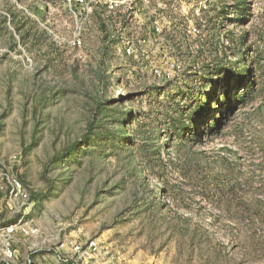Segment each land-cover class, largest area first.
Segmentation results:
<instances>
[{"label":"rangeland","instance_id":"1","mask_svg":"<svg viewBox=\"0 0 264 264\" xmlns=\"http://www.w3.org/2000/svg\"><path fill=\"white\" fill-rule=\"evenodd\" d=\"M185 8L166 40L93 16L74 47L60 0H0V173L39 229L9 264H264V0ZM19 215L0 191V226ZM91 240L97 257L73 253Z\"/></svg>","mask_w":264,"mask_h":264},{"label":"built area","instance_id":"2","mask_svg":"<svg viewBox=\"0 0 264 264\" xmlns=\"http://www.w3.org/2000/svg\"><path fill=\"white\" fill-rule=\"evenodd\" d=\"M65 9L74 19L75 31L71 44L81 47L83 32L90 24L93 16H97L109 29V38L115 40H166L165 34L171 31L168 20L172 13L180 18L188 19L186 6L189 0H60ZM192 1V0H191ZM144 13V15H143ZM193 13L200 17L202 7H197ZM170 15V16H168ZM151 21V25L146 21ZM192 22V21H191ZM187 24V23H184ZM180 25V31L185 37L198 32L196 25ZM167 26V30H166ZM186 27V28H185ZM150 31H149V30ZM131 55L134 51L126 49ZM0 191L8 195L9 204L20 214L15 222L0 226V254L6 263L14 262L16 258L15 244L19 238L33 237L39 234V229L28 222V215L34 204L31 195L23 182L9 172L0 173ZM72 251L79 258L91 259L100 254V245L96 240L85 244L70 242ZM68 263L70 260H63ZM77 263L75 260L73 261Z\"/></svg>","mask_w":264,"mask_h":264},{"label":"trees","instance_id":"3","mask_svg":"<svg viewBox=\"0 0 264 264\" xmlns=\"http://www.w3.org/2000/svg\"><path fill=\"white\" fill-rule=\"evenodd\" d=\"M249 83H251V82H249ZM229 84H228V88H229ZM248 87H249V84H248V86H246V88L244 87V88H242V90L243 91H245L246 93L245 94H247L248 93ZM238 93L237 92H235L234 94H233V96H234V98L236 99L238 96ZM235 99H234V101H235ZM234 101H232V103H231V98H228V100H227V102H228V106H227V108H225V110L224 111H222V112H219V116H218V118L217 117H215V118H213V120H212V123L211 124H209V123H206V125H207V128H208V132H213L214 131V129L217 127V125H219V124H221V125H223V124H225L227 121H228V113H230V112H232V111H234V106H232L233 104H234ZM231 103V104H230ZM209 111H210V107H208V108H206V111H204V114H201V115H203L202 117H206L207 115H208V113H209ZM203 113V112H202ZM200 115V116H201ZM183 125V124H182ZM182 127V126H181ZM183 129H185V128H183ZM190 132L191 131H195L196 130V125L195 124H191L190 126H189V128H187ZM217 132H219V131H217ZM163 191H164V188H163Z\"/></svg>","mask_w":264,"mask_h":264}]
</instances>
